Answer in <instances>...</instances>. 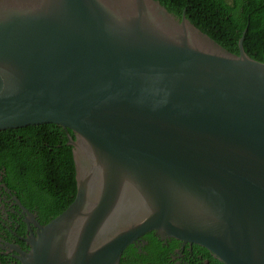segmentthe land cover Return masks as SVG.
<instances>
[{"label":"water","instance_id":"obj_1","mask_svg":"<svg viewBox=\"0 0 264 264\" xmlns=\"http://www.w3.org/2000/svg\"><path fill=\"white\" fill-rule=\"evenodd\" d=\"M243 39L155 0H0V131L61 127L75 167L22 264H119L152 231L264 264V63Z\"/></svg>","mask_w":264,"mask_h":264},{"label":"trees","instance_id":"obj_2","mask_svg":"<svg viewBox=\"0 0 264 264\" xmlns=\"http://www.w3.org/2000/svg\"><path fill=\"white\" fill-rule=\"evenodd\" d=\"M155 1L178 19L184 14L191 24L232 54H239L238 42L244 35L245 54L264 63V0ZM68 134L73 138L72 132ZM72 150L67 133L55 125L0 131V169L29 191L35 186L45 191L41 199L50 201L48 198L52 197L54 206L40 208L49 216L46 222L61 214L75 198ZM196 247L205 253L210 264H222L207 250Z\"/></svg>","mask_w":264,"mask_h":264},{"label":"flooded vegetation","instance_id":"obj_3","mask_svg":"<svg viewBox=\"0 0 264 264\" xmlns=\"http://www.w3.org/2000/svg\"><path fill=\"white\" fill-rule=\"evenodd\" d=\"M45 194L38 186L29 191L0 169V264H22L30 250V240L37 237L39 227L49 223L48 214L40 208L54 204L52 197L48 198L50 201L41 199ZM119 264H210V261L196 245L163 238L152 231L130 244Z\"/></svg>","mask_w":264,"mask_h":264},{"label":"rangeland","instance_id":"obj_4","mask_svg":"<svg viewBox=\"0 0 264 264\" xmlns=\"http://www.w3.org/2000/svg\"><path fill=\"white\" fill-rule=\"evenodd\" d=\"M176 19H178V18H176ZM178 20H180V18Z\"/></svg>","mask_w":264,"mask_h":264}]
</instances>
